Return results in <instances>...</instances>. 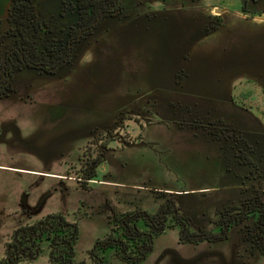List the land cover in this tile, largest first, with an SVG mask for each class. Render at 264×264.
<instances>
[{
    "label": "rangeland",
    "instance_id": "1",
    "mask_svg": "<svg viewBox=\"0 0 264 264\" xmlns=\"http://www.w3.org/2000/svg\"><path fill=\"white\" fill-rule=\"evenodd\" d=\"M69 1L62 16V0H33L41 17L64 26L62 40L76 33ZM226 3L158 0L128 17H105L71 66L34 85V104L9 107L14 114L0 117V254L15 227L49 212L77 222L75 256L91 264L89 252L110 232L114 211L156 212L171 203L195 227L218 232L226 204L264 196V14L252 18ZM52 104L60 108L49 115ZM205 130L232 133L217 139ZM102 143L106 158L84 186L76 177ZM240 152L252 163H241ZM241 228L232 226L227 240L205 241L210 247L179 244V227L169 228L138 264H201L236 243L244 254L237 259L264 264L263 254L247 250ZM106 255L107 264H132L113 250ZM47 256L22 262L51 264Z\"/></svg>",
    "mask_w": 264,
    "mask_h": 264
},
{
    "label": "trees",
    "instance_id": "2",
    "mask_svg": "<svg viewBox=\"0 0 264 264\" xmlns=\"http://www.w3.org/2000/svg\"><path fill=\"white\" fill-rule=\"evenodd\" d=\"M112 2L113 0H77V12L82 26H89L98 14L108 12ZM9 20L14 27L9 29L7 35L17 33L18 40H21L18 50L25 61L46 63L43 67L47 70L63 58L52 54L47 45L44 46L47 50L38 51L33 41L26 36L31 27L36 31L49 27V21L38 16L32 0H12ZM48 50L50 54L47 53ZM256 205L255 203L254 208L248 210H244L243 206L235 207L233 211L226 209L218 221V232L209 228L195 229L188 217L175 211H169L168 215L146 210L114 212L110 216V232L99 238L89 252L91 264H107L106 254L109 250H113L129 263L138 264L152 251L154 239L175 225L180 226L179 240L182 242L223 240L228 237L231 226L250 218L252 213L258 215L253 225L244 230V235L251 240L253 249L264 255V206L257 208ZM78 236L79 229L75 220L62 212L48 213L20 225L13 231L6 241L4 255L0 254V264H18L44 254L48 255L51 264H87L75 256Z\"/></svg>",
    "mask_w": 264,
    "mask_h": 264
},
{
    "label": "flooded vegetation",
    "instance_id": "3",
    "mask_svg": "<svg viewBox=\"0 0 264 264\" xmlns=\"http://www.w3.org/2000/svg\"><path fill=\"white\" fill-rule=\"evenodd\" d=\"M11 1L12 0H10V6H11ZM234 1H235L234 3L240 9H242L248 15L252 16V18H256V15H261L264 13V1H262V0H234ZM32 2H33V0H32ZM157 2H158V0H113V2L109 6L110 10H108V12H106L105 14H103V13L98 14L96 17H94L91 20V24L87 27L82 26V24L79 21L80 19H79V14H78V21H76L72 25H70V30H72L74 28L76 33L74 32V35H68V37L66 39H63V40L61 39L60 35H61V31L64 30V26H58L53 21V19H47V18L42 17V18L49 21V27L44 28L40 31H36V29L34 27H31L27 30L26 36L29 37L33 41V43L37 47L38 51L47 50L44 48V46L47 45L52 50L51 51L52 54L63 56V58L59 62L55 63V65H52L47 70H45V67H43L46 63H37L33 60L25 61L23 59V55L20 54L19 50H18V47L21 44V40H18L19 37H18L17 33L12 34V35H7L9 29L14 27V24L11 23L9 20V9H10V6H9L8 14H7L5 21L0 17V36H2V38L0 39V117L1 116L8 117L11 114H14L12 107L9 108L11 105H20L19 103L34 104L35 102H33V98H31V96H30L31 92L34 89V85L36 83H39V82H43V84L50 83L51 80L49 78L46 79L45 78L46 76L56 75V74L60 73V71L62 69H65L66 67L71 66L74 59L75 60L77 59L78 47L84 41H86L85 39L87 36L90 37L95 33V29H97V27L104 20L105 17L110 16V17L114 18V17H118L120 15H125L128 17L129 14L131 13V11L133 12V10L135 8L139 7L141 9H143L146 7H152L153 4H157ZM193 2H195V0H193ZM33 4H34V2H33ZM182 5L185 6L186 1H184L182 3ZM69 6H71V2L69 0H62V10H61L62 16L66 15V8ZM74 8L77 11V0H74ZM215 8L216 7H214V9ZM35 9L37 11L36 5H35ZM217 9H221V8L219 7ZM37 14L39 17H41L38 12H37ZM218 15H221V13ZM210 23L207 25V27L204 30V32H205V33H203L204 36L209 37L213 33L214 30L220 28V26L222 25V23L219 21L215 22L214 24H213V22H210ZM77 28L79 29L78 36H77ZM47 53L50 54V50H48ZM18 55H20L21 57H19ZM66 72H70V71H66ZM48 107H49V115H50V113L53 114L56 109L60 108V105L59 104H52ZM61 107L64 108L65 105L62 104ZM2 110L4 112V115L1 114ZM19 116L20 115H18L16 117H19ZM60 116H61V114H60ZM189 126H190V128H198V126H196V124H190ZM90 128H92V127H90ZM1 130L2 129H0V137L2 135ZM220 130L224 131L226 129H220ZM235 131H236V128H235ZM9 133H13V132H9ZM15 133H17V132H15ZM206 133L212 135L213 137H215L217 139H221L220 137H225L226 135H229L232 132H229V134H226L225 132L220 133V132H214L211 130H209V131L207 130ZM106 138H107V136H106ZM103 140H104V138H101L100 141H103ZM241 140H242V138H241ZM40 141H41V139H40ZM101 145H103L104 150L98 149L97 154L95 156H92V158H89V160L86 163V168L81 171L82 176L76 177V179L79 182H81L84 186H86V184H88V182H90L89 180H94L93 178L95 176H97V170H98L99 165H101L106 158V150H108L107 146L105 143L104 144L102 143ZM91 155L92 154H90V156ZM240 162L243 164L252 163L251 158L245 152H240ZM87 169H89L88 173L86 172ZM60 172L52 173L49 171H45L44 173L54 174L55 176L61 178L62 180L70 178L68 176L61 174ZM63 172H65V171H63ZM89 175H91V176H89ZM99 180H101V179H99ZM101 182H103V181H100L99 183H101ZM240 187H242V185H240ZM244 199H246V200H241L239 202V204H235V202H232L233 204L232 203L226 204L225 207L223 208L224 209L223 212L226 209L233 211V209L235 207H241V206L244 207V210H248V209L254 208L255 203L257 204L256 206H258L257 208L264 206V196L260 192L256 193V194H252L249 197H245ZM169 205L167 204V206H166V204H162L159 211L150 212V213H161L163 215H168L169 211H171L172 213L174 211L179 212L182 215H184L190 219L191 225L193 228H195V229L205 228V227H201V226L195 227L193 225L192 219L189 215L182 213L179 210V208H177L175 205H173L171 203ZM142 210H144V209H134V210H126V211H142ZM56 212H61V211H56ZM114 212H117V211H114ZM118 212H124V211H118ZM49 213H51V212H49ZM257 215H258V213H256V214L252 213L250 218H248L246 220H249L253 217L255 219V217H257ZM42 216H44V215H42ZM42 216H40V217H42ZM169 217L171 218V221H172V216L170 214H169ZM36 219H38V218H36ZM36 219H34V220H36ZM34 220H32V221H34ZM246 220H244V221H246ZM32 221L20 223L17 227H19L22 224L32 222ZM244 221L237 223V224H242L241 230L243 232H244V230H247L249 226L251 227L254 223V221H253L252 225L247 224V226H244V224H243ZM237 224H235V225H237ZM217 225H218V222H217ZM17 227H15L13 229V231ZM175 227H179V233H180V226L175 225L172 228H175ZM230 228H229V230H230ZM13 231L11 233H13ZM166 231H164V232H166ZM227 239H228V237L226 239H223V240H227ZM243 240H245V242H247L250 245L247 249L248 251H251L252 254L256 253V252L260 253L258 250L253 249V245H252L251 240L246 239L245 235L243 237ZM154 241H155V239H154ZM218 241H221V240H218ZM179 242L191 243V242H182L180 240H179ZM201 242H203V241H201ZM208 242H210V241H208ZM192 244H198V243H192ZM153 248H154V243H153Z\"/></svg>",
    "mask_w": 264,
    "mask_h": 264
},
{
    "label": "crops",
    "instance_id": "4",
    "mask_svg": "<svg viewBox=\"0 0 264 264\" xmlns=\"http://www.w3.org/2000/svg\"><path fill=\"white\" fill-rule=\"evenodd\" d=\"M264 1V0H262ZM223 2L226 3V0H223ZM232 2L234 3L235 1L232 0ZM228 4V3H226ZM10 6V0H0V17L5 21L6 17H7V14H8V8ZM217 7H220L221 9H218L220 12L223 10H225V4H218ZM227 11V10H225ZM264 14V13H263ZM3 21V22H4ZM26 119V118H25ZM22 134H25L27 135V132H20ZM41 142V141H40ZM179 244H182L184 245L185 243H181V242H178ZM207 242H200L198 244H192V243H188V244H191V245H197L198 247H203L204 245H208L209 244H206ZM222 243V242H221ZM237 245L233 248L235 251H231L232 249L231 248H227L226 245H224L223 247L220 248V251L216 253V255L212 256V257H209L208 255H205L207 256L206 258V261L204 260L201 264H213L216 262H218V264H223L224 262H227L228 264H231L232 261H238V264H244L245 263V259H243V257H240L239 259H237V255H244L242 254L241 252L237 251V246H240L239 243H236ZM206 247V246H204ZM224 249H227L226 251H224ZM45 256L47 255H43V256H40L34 260H31V261H27L28 263H33L35 262L36 260L40 259V258H44ZM48 257V256H47ZM232 260V261H229ZM49 260V258H48ZM213 262V263H212ZM24 262L21 261V263H18V264H23Z\"/></svg>",
    "mask_w": 264,
    "mask_h": 264
}]
</instances>
